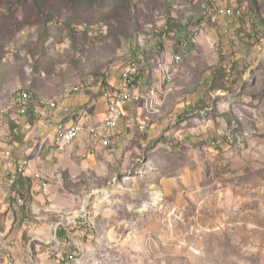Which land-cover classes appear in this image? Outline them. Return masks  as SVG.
Masks as SVG:
<instances>
[{
	"label": "rangeland",
	"instance_id": "1",
	"mask_svg": "<svg viewBox=\"0 0 264 264\" xmlns=\"http://www.w3.org/2000/svg\"><path fill=\"white\" fill-rule=\"evenodd\" d=\"M207 5L208 20L232 9L235 17H216L215 33L227 34L235 52L257 43L256 64L245 76L231 70L225 86L204 84L196 108L177 114L166 110L177 64L166 84L163 63H153L158 87L148 88V100L141 94L137 129L114 145L119 158L65 183L80 203L63 214V224L72 220L66 229L57 227L72 257L57 264H264V0H0L5 126L1 110L21 92L50 98L103 82L110 65L142 64L164 51V38H182ZM152 91L164 92L158 112Z\"/></svg>",
	"mask_w": 264,
	"mask_h": 264
},
{
	"label": "crops",
	"instance_id": "2",
	"mask_svg": "<svg viewBox=\"0 0 264 264\" xmlns=\"http://www.w3.org/2000/svg\"><path fill=\"white\" fill-rule=\"evenodd\" d=\"M232 12L231 9L218 13L217 16L222 17L218 20L221 22L227 18L226 16L235 17ZM217 16L214 14L210 17L196 41L189 43L184 50L180 51L181 61L176 66H171L175 86L169 92L170 94L166 95L167 103H169L166 105L167 111L180 114L184 111L183 109L196 108L198 103L196 96L202 92L204 84L211 85L222 81V85L225 86L229 82L228 73L231 70L233 76L235 71H239L241 75L244 73L245 76L249 70L251 71V65L256 64L254 60L260 52L257 43L251 48L244 50L240 48L239 52H235V49L239 47H234L232 50L227 34L219 38L215 33V27L212 24ZM235 21L239 24L238 19ZM241 23H246V20ZM258 36L263 37L262 32H258ZM176 37L164 38V51L142 62L143 71L147 74L146 81L142 82L135 92H140L145 100H148L146 97V95L149 96L148 88L158 85L152 72L154 70L152 62L158 58L165 60L159 62V64L163 63L162 65L158 64L161 73L165 65L171 64L173 53L179 51L175 48ZM215 39L222 42L220 53L211 43V41L215 43ZM191 57H193L192 60ZM121 70L110 65L105 70L103 82L92 84L84 89L75 86L66 90L65 94H56L50 98L35 96L55 102L56 107H42L32 102L24 116L16 114V106L13 103L14 107L7 108L9 112L7 109L1 110L5 112L3 122L11 133L9 140L0 148V152L4 149H9L11 152L10 158L1 159L5 183L0 185V230L6 234L1 244L2 264H8L9 261H13L14 264H57L59 260L55 258H72L71 249L65 239L56 237L57 227L60 225L66 229L65 226L68 225L66 223L72 221L69 219L63 224L61 222L63 214L77 209L80 203L79 197L71 192L65 183L79 180L81 174H89L91 168L98 166L101 160H111L114 163V158H119L115 154L116 151L114 152V145L125 137H129L133 127L137 129L143 101L126 103L123 116L112 133L109 143L103 147V150L93 154L88 153L84 157L83 154L89 146L87 133L83 132L72 145L58 152L53 145L55 127L58 123L69 126L77 122L87 126L104 120L107 116V97L117 87ZM191 70H193L192 93L190 87L183 90V86L188 84ZM179 90L183 91L181 98L177 96V99H174L175 93ZM174 101H178L175 103L176 106H171ZM110 144L113 145L110 147ZM36 156L38 161L35 160ZM21 158L31 159L32 166L23 175H17L12 162ZM38 170L49 183L44 193L40 191L39 181L33 177V171ZM17 197L24 199L23 207L16 203ZM73 218L72 216L71 219ZM21 219L31 222L32 227L27 229ZM76 230L79 228L77 227Z\"/></svg>",
	"mask_w": 264,
	"mask_h": 264
},
{
	"label": "built area",
	"instance_id": "3",
	"mask_svg": "<svg viewBox=\"0 0 264 264\" xmlns=\"http://www.w3.org/2000/svg\"><path fill=\"white\" fill-rule=\"evenodd\" d=\"M198 22L199 21H196L194 23L193 37H196L198 35ZM186 44L187 42L184 43V45ZM184 45H182V47ZM182 47L178 51V58L180 55V51L182 50ZM141 79H142V66L135 65V62H133L132 60L127 67L121 70L120 81L117 87L112 92H110L107 97V99H115V108H107V116L104 120L100 122L92 123L87 126H83L82 124L77 122L71 124L70 127L64 132V139L61 141H57L55 149L58 150V148H60L61 146L72 145L83 132H86L89 139V146L87 147V151L83 155L86 156L88 153H91V150L96 146V144H101V142L104 140V132H106V130L116 129L118 127V124L123 116V111H116V104L119 102V98H131V103L139 101V96L127 97V90L129 87L132 86H140ZM24 108H28V107L24 106ZM10 136L11 133L9 128L7 127L5 133L0 134V148L3 146L5 142H7V140H9ZM225 142H230V141H225ZM10 156H11L10 150L4 149L3 152H0V163L3 157L10 158ZM35 160L38 161V156L35 157ZM12 164L15 170H19V172L25 173L28 169L31 168L32 160L29 158H21L20 160L13 161ZM38 171H33V177L39 181L40 191L44 193L47 191L49 183L46 182V179L38 178ZM1 180H4V178H0V185H1ZM16 203L19 206H23L24 199L17 197ZM5 237L6 234L0 230V253H1V244L5 239Z\"/></svg>",
	"mask_w": 264,
	"mask_h": 264
},
{
	"label": "bare ground",
	"instance_id": "4",
	"mask_svg": "<svg viewBox=\"0 0 264 264\" xmlns=\"http://www.w3.org/2000/svg\"><path fill=\"white\" fill-rule=\"evenodd\" d=\"M211 11H212L211 7L207 5L203 8L201 15L198 16V18H197V21H199L198 22V34H199L200 30L202 29V27L206 25V22L209 18ZM193 30H194V25L192 27H190L187 31H185V35L182 38H179L178 50L181 49L182 45H184L185 42H187V44L182 47V50H184L187 47L189 42L195 41L197 39L198 35L196 37H193ZM180 61H181V53H180L179 58H178V51L174 52V54L172 56L171 64H178ZM135 65L141 66L137 62H135ZM162 77H163L164 83H166V84L172 83L173 77H172V74L170 73V68L166 67V65L163 68ZM142 79H143V73H142ZM142 79L140 81V86L142 83ZM140 86L129 87L127 90V97L139 96V99H140L141 98L140 92H135V89L139 88ZM163 94H164V92H159V93H156L154 91L151 92L150 104H151V108H153V110L156 112L159 111L160 107L163 104V99H162ZM32 102H36V104L38 106H42V107H56L57 106V104L54 102H49L43 98L36 99L31 92H25L24 91V92L20 93L16 99V106H17L18 114L20 116L26 115L28 108H24V106L29 107V105ZM128 102H131V98H119V102L116 104V111H123L125 104ZM108 108H115V99H108ZM69 127H70V125L65 126L62 123L56 124L55 134L53 136V145L55 148H56L57 141H61L64 139V132ZM147 127H148V124H142L140 126V129H141V131H144V130H146ZM6 129H7V126H5L3 123L0 122V134H4ZM111 130H113V129H108V130H106V132H104V140H106L108 138V133ZM230 138L231 137L228 136V139H230ZM98 146H99V144H96V146L91 150L92 154L96 153L98 151ZM67 147H69V146H61L60 148H58L57 151L62 152ZM2 171H3V169H2V165L0 163V178H3V176H4V175L2 176ZM15 173L24 174V173L19 172V170H15ZM38 178L39 179H45L44 176L39 171H38ZM46 182H47V180H46ZM4 183H5V180H1V185H3ZM27 226L31 227V224L28 223Z\"/></svg>",
	"mask_w": 264,
	"mask_h": 264
},
{
	"label": "trees",
	"instance_id": "5",
	"mask_svg": "<svg viewBox=\"0 0 264 264\" xmlns=\"http://www.w3.org/2000/svg\"><path fill=\"white\" fill-rule=\"evenodd\" d=\"M200 15H201V13H200ZM199 15V16H200ZM180 38V37H179ZM179 38L176 40V42H177V48H178V41H179ZM192 42H195V41H191V42H189V43H192ZM134 62H137V63H139L138 61H136V60H133ZM161 61H163V59H160V58H158V59H155L152 63H154V64H156V65H158V63L159 62H161ZM172 61V60H171ZM141 66H142V73H143V79H142V82H145L146 81V78H145V76H147V74L143 71V65L141 64V63H139ZM166 67H169L170 68V66L169 65H167ZM147 72V71H146ZM142 84V83H141ZM24 92V91H23ZM25 92H29V91H25ZM22 93V92H21ZM107 102H108V99H107ZM17 175H23V174H20V173H16ZM59 233V234H58ZM57 233V235L59 236V237H61V232H58Z\"/></svg>",
	"mask_w": 264,
	"mask_h": 264
}]
</instances>
